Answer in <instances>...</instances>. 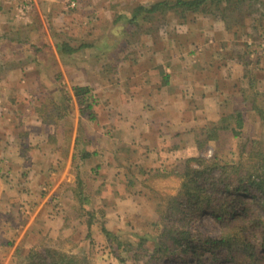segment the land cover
<instances>
[{"label":"rangeland","instance_id":"374dc122","mask_svg":"<svg viewBox=\"0 0 264 264\" xmlns=\"http://www.w3.org/2000/svg\"><path fill=\"white\" fill-rule=\"evenodd\" d=\"M158 1L0 0V264L48 249L120 264L103 247L99 222L124 242L155 239L156 207L180 193L188 159L219 153L222 163H245L244 150L264 152V123L243 102L255 85L264 93V34L248 28L233 42L224 23L203 13L186 25L173 15L126 22L135 6ZM57 39L94 48L61 60L49 49ZM170 62L164 86L157 65ZM76 86L91 89L96 121L72 100L56 126L43 124L37 109L46 98L63 89L71 99ZM238 111V138L227 131L206 142L211 124ZM85 152L97 156L83 163ZM77 175L86 212L98 213L91 230L77 212ZM245 199L264 222V209ZM200 224L217 235L211 215Z\"/></svg>","mask_w":264,"mask_h":264},{"label":"trees","instance_id":"16d2710c","mask_svg":"<svg viewBox=\"0 0 264 264\" xmlns=\"http://www.w3.org/2000/svg\"><path fill=\"white\" fill-rule=\"evenodd\" d=\"M200 13L224 23L233 42L240 41L248 28L260 32L261 36L264 34V0H162L151 6L137 5L129 16L124 13L117 15L115 22L126 16L128 24L139 26L141 21L154 20L152 17L155 16L173 15L186 25L191 16ZM244 44L250 49L249 43ZM92 46L83 43L75 47L71 42L56 40L57 52L63 59H73ZM168 84L169 76L165 75L163 85ZM255 88L256 85L251 91L243 92V102L247 104V112H253L264 123V93ZM72 92L71 99L63 89H60L61 99L46 98V106L42 104L44 108L37 109L43 124L56 126L55 120L60 122L64 119L65 109L72 107L74 100L80 108L81 117H86L90 122L96 121L93 113L96 101L91 89L76 86ZM244 115L245 111L234 112L211 124V129L206 131V142L219 143L223 132L227 131L238 138V130L244 129ZM50 139L55 144V137ZM203 145L199 144V149ZM242 155L247 158L245 163L242 160L222 163L218 161L219 153L212 160L201 156L188 159L184 164L185 175L180 193L161 199L159 203L163 206L156 207V238L146 235L135 243L124 242L120 235L99 222L103 247L120 264H264V222L245 199L249 197L264 209V152L251 149L249 152L244 150ZM92 156L97 154L85 152L81 161L85 163ZM72 158L74 162L75 155ZM254 160L257 161L250 164ZM85 187L84 181L77 175V187L74 189L80 203L77 212H80L81 218L89 216L87 225L91 230L98 213L86 212L88 209L83 206ZM82 212H85L84 215ZM208 215L217 224L216 236L202 230L200 223ZM223 254L226 258L220 263ZM23 259L22 264H92L88 257L56 249L32 251Z\"/></svg>","mask_w":264,"mask_h":264},{"label":"crops","instance_id":"0c3cea01","mask_svg":"<svg viewBox=\"0 0 264 264\" xmlns=\"http://www.w3.org/2000/svg\"><path fill=\"white\" fill-rule=\"evenodd\" d=\"M2 39H4L3 37H2ZM51 44V43H50ZM192 47V46H191ZM92 48H94V47H91V48H89V49H92ZM50 50H51V52H52V54L55 56V58H57V59H63V58H61L60 56H59V54H58V52H57V48H56V41H55V45L54 44H52V45H50V48H49ZM87 50V49H86ZM86 52V51H85ZM69 59V58H68ZM73 59H74V57H73ZM42 61H40V63L41 62H44V63H47V61H44L43 59H41ZM63 60H65V58L63 59ZM72 60V59H71ZM36 63V62H35ZM158 69L157 70H161V69H163V70H165L166 72H167V76H169V78H170V75L168 74V72L172 69L174 72H175V69H174V67H173V65H172V63L170 62V64L168 63L167 65H164V66H161V64L159 63L158 65ZM86 70H88V69H86ZM86 70H85V73H86ZM89 71V70H88ZM154 71V70H153ZM90 72H92V71H90ZM165 73V72H164ZM85 84H86V81H85ZM168 85H170V82H169V84ZM15 144V143H14ZM18 147V146H17ZM5 151H8L7 149H5ZM20 152V151H19ZM20 153H22V152H20ZM24 155V154H23ZM22 158L21 157V155L20 154H18V157H17V159H20V158ZM71 158V157H70Z\"/></svg>","mask_w":264,"mask_h":264},{"label":"built area","instance_id":"2783aa9c","mask_svg":"<svg viewBox=\"0 0 264 264\" xmlns=\"http://www.w3.org/2000/svg\"><path fill=\"white\" fill-rule=\"evenodd\" d=\"M75 6H76V4L73 2V3L71 4V7L74 8Z\"/></svg>","mask_w":264,"mask_h":264}]
</instances>
